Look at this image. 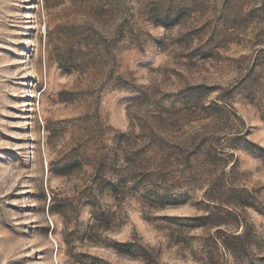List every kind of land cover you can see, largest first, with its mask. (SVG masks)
<instances>
[{"label": "rangeland", "instance_id": "rangeland-1", "mask_svg": "<svg viewBox=\"0 0 264 264\" xmlns=\"http://www.w3.org/2000/svg\"><path fill=\"white\" fill-rule=\"evenodd\" d=\"M0 264H264V0H0Z\"/></svg>", "mask_w": 264, "mask_h": 264}]
</instances>
